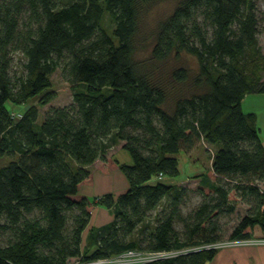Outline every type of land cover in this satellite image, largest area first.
I'll list each match as a JSON object with an SVG mask.
<instances>
[{"label":"trees","instance_id":"obj_1","mask_svg":"<svg viewBox=\"0 0 264 264\" xmlns=\"http://www.w3.org/2000/svg\"><path fill=\"white\" fill-rule=\"evenodd\" d=\"M256 2L0 0V160L10 157L0 164V264H69L216 243L219 220L238 204L247 209L230 237L251 238L256 226L264 233V146L255 115L242 109L246 95L264 94V10L258 16ZM16 53L23 74L12 77ZM56 70L72 103L40 121ZM118 145L131 165L108 156ZM200 148L212 153L210 167L191 176L195 186L162 181L178 177L180 152ZM98 160L102 171L123 173L124 193H80ZM98 204L114 210V220L83 248ZM184 205L192 206L187 215ZM215 253L146 264H205Z\"/></svg>","mask_w":264,"mask_h":264},{"label":"crops","instance_id":"obj_2","mask_svg":"<svg viewBox=\"0 0 264 264\" xmlns=\"http://www.w3.org/2000/svg\"><path fill=\"white\" fill-rule=\"evenodd\" d=\"M242 109L245 113H253L256 117V126L259 129V136L264 146V94H251L246 95L242 100ZM120 145L108 151V156L115 159V154L120 149ZM117 160V159H116ZM128 164L127 161L125 163ZM208 164L203 167V171L210 167V160ZM196 164V163H195ZM194 165V164H193ZM193 165L191 167L193 169ZM101 162H95L93 168V178L91 184L82 186L80 193L89 199L101 198L105 195L111 194L118 196L124 193L128 187V182L123 173L117 168H111L109 172L101 170ZM203 171H192L188 176L201 174ZM197 172V173H196ZM185 181L183 183H187ZM195 181V183H197ZM114 220V210L107 209L102 205H95L91 210V217L89 224L82 234V246L84 248L89 245L91 236L97 230L112 223ZM252 237L262 238L264 233L256 226L253 229ZM95 245L88 247V251H94ZM205 264H264V245H236L227 246L216 250L212 259Z\"/></svg>","mask_w":264,"mask_h":264},{"label":"rangeland","instance_id":"obj_3","mask_svg":"<svg viewBox=\"0 0 264 264\" xmlns=\"http://www.w3.org/2000/svg\"><path fill=\"white\" fill-rule=\"evenodd\" d=\"M256 7H257V14L258 16L263 12L264 6L262 0H257L256 2ZM102 27L107 30L108 32L111 31L113 25L108 18L107 15L103 17L102 20ZM258 41H259V46L261 48V52L264 54V25L261 24L259 28V34H258ZM23 64H24V59L21 57L20 54H14L13 56V61L11 63V68H10V75L12 77L14 76H21L23 74ZM51 83H52V92H54V98L51 100L50 103L39 107L40 111V118L39 120L41 121L45 114L51 109V108H57V107H66L69 106L72 103V91L69 87V85L64 81V79L61 76L60 70H56L52 75H51ZM32 104H36L37 100H33L31 102ZM211 151L206 152L203 149H198L197 151H194L190 153L189 155L180 152L177 155L179 164H178V170H179V175L176 178H169V177H164L162 181L164 183H175L177 186H186L189 188H192L195 186V181L194 180H188V176L192 173V171H203V167L206 166L207 161L209 157L211 156ZM10 157H6L5 159L0 160V164L5 163L8 161ZM119 160L121 163H125L127 161V165H131V157L129 153L124 150V149H119L117 153L115 154V160ZM196 163V164H195ZM191 164L193 165V169L191 167ZM197 173V172H196ZM192 179V178H190ZM153 182L155 181L154 179L152 180ZM185 181H188L187 183H183ZM194 198L193 203L198 202V197L192 196ZM247 209V206L243 204H238L236 206L235 211L230 214V215H223L221 219L219 220L218 224L220 226V229L218 231V237L219 240L217 242H226L230 240H235L237 238H232L231 232L232 228L238 223L239 219L244 215L245 211ZM192 206H187L184 205L182 208V213L183 215H187L191 212ZM151 227H153V222L150 224ZM176 228L178 230H182V224L177 223ZM89 254L91 251H87Z\"/></svg>","mask_w":264,"mask_h":264},{"label":"built area","instance_id":"obj_4","mask_svg":"<svg viewBox=\"0 0 264 264\" xmlns=\"http://www.w3.org/2000/svg\"><path fill=\"white\" fill-rule=\"evenodd\" d=\"M236 245H264V237L248 239H235L226 242H216L212 244L203 245L200 247L190 248L179 252H142L139 250L129 249L120 254L113 255L104 259H97L92 261H83L82 259L72 260L69 264H146L161 259L171 258L178 253H189L196 250L220 249L227 246Z\"/></svg>","mask_w":264,"mask_h":264}]
</instances>
